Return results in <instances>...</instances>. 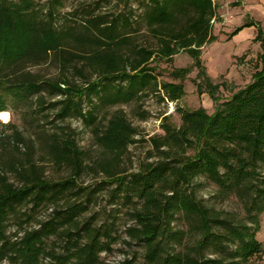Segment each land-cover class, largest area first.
<instances>
[{"label": "trees", "instance_id": "1", "mask_svg": "<svg viewBox=\"0 0 264 264\" xmlns=\"http://www.w3.org/2000/svg\"><path fill=\"white\" fill-rule=\"evenodd\" d=\"M32 1L0 0V73L7 68L19 73L16 79H0V116L5 110L6 97L25 99L39 89L29 73L21 72L22 67L48 60L57 62L62 72L74 63L81 66L73 69L81 85L71 84L65 75L58 82L45 84L52 94L62 96L52 104L59 107L57 116L61 120L72 116L82 122H94L92 110L82 112V99L90 100L92 96L100 99V94L116 82H126L129 91L118 90L114 98L123 96L127 100L152 86L170 102L178 101L184 95L182 84L189 70L173 69L167 72L171 81L160 83L154 72L160 61L169 63L178 53H187L198 71L197 92L203 87L215 104L212 113L208 114L202 107L176 108L180 125L176 126L169 116L164 117L161 134L148 138L147 158L152 161L140 164L133 173L123 174L118 171V165L127 147L134 143L135 130L122 111H114L94 136L99 150L96 166L101 175L100 184H115L117 190H125L127 201L140 202L129 215L135 225L125 230L128 240L125 244L141 246L144 264H224L218 253H214L217 254L214 258L200 257L203 250L212 248V253L224 244L234 248L228 256L235 262L227 264H246L260 257L262 249L255 235L259 231V216L264 212L261 28L247 22L232 32L233 35L242 28L254 27L257 33L254 41L260 44L263 54L260 69L252 74L250 82L219 100L213 97L218 87L210 83L200 63L201 48L215 40L211 34V21L215 19L212 0H116L117 4L126 6L125 15L110 22H105L103 17H89L78 26L60 28L54 25L59 0H51L41 16L32 7ZM135 10H141L140 22L152 47L135 45L132 36L137 34L130 35L131 14ZM70 45L76 50H66ZM82 73H92L96 79L90 81ZM13 135L14 141L23 145L22 136L17 131ZM48 137L50 141L44 144V151L54 165L69 167L68 178L47 181L35 166L25 168L12 162L9 169L20 181L16 187L8 182L0 164V263L103 264L99 255L109 252L110 245L116 242L112 225L95 224L94 215L80 219L92 194L101 187L94 186L87 192L77 184L83 168L82 151L71 132L59 130ZM199 177L219 191L232 194L242 208L245 222L231 225L228 214L209 209L197 199L192 187ZM82 194L86 204L71 202V197ZM52 202L61 205L52 218L40 223L38 229L22 228L31 215L19 213L16 209L20 205L30 203L38 208ZM14 211L22 235L12 241L5 233V219ZM176 215H182L189 229L199 235L187 255L166 251L167 241L178 237V231L170 228ZM49 236L54 238L50 248L43 241ZM54 242L64 245L60 252L55 251ZM133 260L125 259L119 264H132Z\"/></svg>", "mask_w": 264, "mask_h": 264}, {"label": "rangeland", "instance_id": "2", "mask_svg": "<svg viewBox=\"0 0 264 264\" xmlns=\"http://www.w3.org/2000/svg\"><path fill=\"white\" fill-rule=\"evenodd\" d=\"M51 0H33L32 7L38 15L48 9ZM250 2L252 0H249ZM243 0H212L215 19L211 21V34L215 38L214 42L205 45L200 51V63L204 68L205 75L212 85L218 87L214 91L213 97L223 100L232 92L244 87L250 82L252 74L260 69V55L263 49L260 44L255 42L256 37L240 43L238 32L232 35V32L250 22L246 10L238 8ZM135 6L132 7L134 9ZM56 27L78 26L89 17L104 18L105 22H110L112 18H119L127 12L124 4H117L116 0H59L55 7ZM141 10H135L131 15L132 36L135 45L152 47L153 43L144 35V28L140 22ZM260 28V27H259ZM263 31V28H261ZM264 37V31H263ZM240 43V44H238ZM75 51V46L70 45L66 50ZM259 56V57H258ZM154 64L151 63V66ZM79 65H71L67 71L62 72L57 62L47 61L46 63L29 64L22 67L21 72L29 73L39 86L35 94H29L27 98L14 99L12 96L5 98V110L0 116V164L3 174L8 182L14 186H20V181L9 169V164L20 163L28 168L33 165L38 173L42 174L47 181L57 182L70 176L71 170L67 166H56L52 163L49 156L44 151V144H48L50 137L48 135L65 130L74 135L77 148L82 151V172L77 178V184L86 188L87 192L94 189V186L101 188L92 194V200L86 205V209L80 213V219L95 217V224L105 223L111 226L112 237L116 242L110 245V251L101 253L99 259L103 264H119L127 259H134L132 264H144L143 252L141 246L135 244L126 245L128 241L125 236V230L135 225V221L129 216L131 211L140 206V202L135 199L131 202L126 199L124 189L117 190L115 184H100L101 175L96 166L99 160V150L94 142L96 131H99L106 120L116 110H120L126 117V120L135 130L134 143L127 147L126 152L120 159L118 171L123 174L133 173L140 164L151 162L147 158L150 149L148 138L153 135L161 134L160 125L164 117H170L172 122L180 125V120L175 114L176 108L195 110L202 107L208 114L212 113L213 104L205 89L201 87L200 93L197 92L196 84L199 82L196 78L197 69L193 67L192 58L185 52L175 55L169 63L160 61L157 65L154 75L157 82H170L167 72L176 68H187L188 74L183 82L184 95L175 102H170L163 97L161 91H156L152 86L136 92L127 100L123 96L114 98L115 92H128L126 82L114 83L106 92L100 94V99L92 96L90 100L82 99V112L92 110L95 120L92 123L82 122L81 119L72 116L61 120L57 116L58 108L53 103L59 102L62 96L52 94L46 83L58 82L62 76L68 77L71 84L81 85V79L74 74L73 69H79ZM24 69V70H23ZM19 73L13 69L7 68L0 73L6 79H16ZM90 81L96 79L92 73H82ZM178 81H175L177 83ZM118 85V86H117ZM117 86V87H114ZM116 99V102H113ZM42 108V109H41ZM13 131H17L22 136L24 143L14 141ZM8 142V143H7ZM192 187L197 199L201 200L206 207L216 212L228 214L227 221L231 225H237L245 222L242 208L238 200L230 193L219 191L215 185L207 181L204 177L194 180ZM71 202L86 204L83 194L80 197H71ZM60 203L44 204L38 208H33L32 204H22L16 210L19 213H27L30 220L22 227L25 230L38 229L40 223L46 222L52 218L53 212L60 210ZM11 212L5 219V233L15 241L22 233L19 232L18 222ZM18 219L23 220V217ZM173 232L178 231V237L173 241H167L166 251L171 254L187 255L191 253L199 235L189 229L188 223L182 215L174 216V221L170 224ZM260 243L262 252L260 257L252 258L246 264H261L264 262V212L259 216V231L255 235ZM53 237L44 239L45 245L50 248L53 243ZM56 243L55 251H61L63 244ZM208 251H202L201 258H214L218 253L224 264L233 263L228 255L234 250L233 246L224 244L223 246ZM205 256V257H203ZM201 260V259H200ZM47 262V259L44 261ZM0 264H8L6 261Z\"/></svg>", "mask_w": 264, "mask_h": 264}, {"label": "crops", "instance_id": "3", "mask_svg": "<svg viewBox=\"0 0 264 264\" xmlns=\"http://www.w3.org/2000/svg\"><path fill=\"white\" fill-rule=\"evenodd\" d=\"M247 5L249 6V9L246 10ZM238 8L245 9L246 11L243 10V12H246L249 16L250 22L263 28L264 31V0H252L251 2L249 0H243ZM253 34H255L254 27L242 28V30L238 32V35L241 37L239 40L240 43H243L248 39H253Z\"/></svg>", "mask_w": 264, "mask_h": 264}]
</instances>
